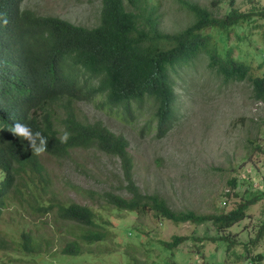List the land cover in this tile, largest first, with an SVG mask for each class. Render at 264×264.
<instances>
[{
	"label": "trees",
	"instance_id": "obj_1",
	"mask_svg": "<svg viewBox=\"0 0 264 264\" xmlns=\"http://www.w3.org/2000/svg\"><path fill=\"white\" fill-rule=\"evenodd\" d=\"M98 1L97 25L81 27L25 9V0H0V223L5 211L17 204L35 224L50 218L56 222L49 226L53 230L59 222L76 225L80 234L61 249L65 257L81 256L80 244L106 242L108 234L96 223L94 210L59 197L44 163V158L59 160L75 150L94 149L119 159L122 183L131 196L125 199L105 193L100 200L108 206L137 216L152 213L173 224H209L219 233L232 229L245 220L251 206L264 200V194L241 199L226 213L175 211L163 198L144 195L136 186L128 140L101 121H84L78 105L94 103L131 121L149 102L152 128L162 139L176 124L178 83L183 78L195 81L191 67L203 59L210 74L224 84H248L251 99L264 104V77L254 76L253 67L234 59L235 47L230 46L233 36L237 43L244 38L238 33L243 28L251 35L264 36V7L242 12L231 4L228 13L220 16L212 9L176 0L192 22L168 34L161 31L150 0ZM15 123L39 131L48 141L46 151L32 155L27 141L22 144L8 130ZM64 132L69 133V139L61 144ZM229 187L235 191L236 180H231ZM263 235L264 228L256 241ZM189 240L174 236L160 245L173 255ZM207 240L228 242L227 254L233 251L237 261L254 264L262 260L260 254L251 255L254 242L241 244L224 237ZM238 244L243 253L234 252ZM51 249L44 233L24 231L18 240L9 241L0 230V252L15 253L19 258L14 262L31 264L25 258L34 259Z\"/></svg>",
	"mask_w": 264,
	"mask_h": 264
},
{
	"label": "rangeland",
	"instance_id": "obj_2",
	"mask_svg": "<svg viewBox=\"0 0 264 264\" xmlns=\"http://www.w3.org/2000/svg\"><path fill=\"white\" fill-rule=\"evenodd\" d=\"M150 1L162 32L174 34L192 22L176 0ZM185 1L212 9L220 16L228 13L231 4L242 12L264 7V0ZM24 8L76 26L95 27L101 5L98 0H25ZM238 33L244 38L238 43L235 36L231 40L234 59L253 67L254 76L264 77V36L251 35L248 28ZM191 69L195 81L183 78L178 83L176 124L162 139L156 137L152 128L153 109L149 102L131 121L94 103H81L78 109L84 121H101L114 134L128 140L134 182L142 194L158 195L175 211L226 213L241 199L264 194V104L251 99L248 84H224L210 74L204 59ZM44 163L59 197L92 208L96 223L109 239L92 246L80 244L83 253L79 257L62 256L61 249L75 242L80 229L59 222L53 230L49 226L56 222L50 218L35 224L13 204L0 223L7 240H18L21 233L30 230L44 233L53 246L34 259L25 258L31 264H251L248 260L237 261L233 251L227 254L228 242L207 240L220 237L241 244L254 242L250 245L251 255L260 254L262 260L253 263L264 264V235L256 241L264 228V200L250 207L245 220L219 233L209 224H173L152 213L137 216L105 204L100 200L105 193L131 197L122 183L118 158L94 149L75 150L64 159L44 158ZM231 180L237 182L235 191L230 190ZM174 236H187L190 240L172 255L160 241H171ZM234 252L243 253V247L238 244ZM16 258L19 257L15 253L0 252V264H20L13 261Z\"/></svg>",
	"mask_w": 264,
	"mask_h": 264
},
{
	"label": "clouds",
	"instance_id": "obj_3",
	"mask_svg": "<svg viewBox=\"0 0 264 264\" xmlns=\"http://www.w3.org/2000/svg\"><path fill=\"white\" fill-rule=\"evenodd\" d=\"M8 130L19 138L22 144L27 141V146L30 147L32 155L40 156L46 151L48 141L39 131L34 132L29 126L21 123L13 124ZM68 139L69 133L64 132L60 136V143L64 144Z\"/></svg>",
	"mask_w": 264,
	"mask_h": 264
}]
</instances>
